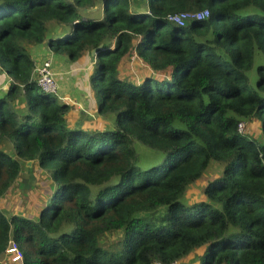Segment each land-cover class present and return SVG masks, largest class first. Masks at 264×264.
<instances>
[{
  "label": "trees",
  "instance_id": "obj_1",
  "mask_svg": "<svg viewBox=\"0 0 264 264\" xmlns=\"http://www.w3.org/2000/svg\"><path fill=\"white\" fill-rule=\"evenodd\" d=\"M41 44L96 60L110 125L38 85ZM0 73V257L14 240L24 264H264V0H0ZM23 161L56 182L36 219L1 207Z\"/></svg>",
  "mask_w": 264,
  "mask_h": 264
},
{
  "label": "rangeland",
  "instance_id": "obj_2",
  "mask_svg": "<svg viewBox=\"0 0 264 264\" xmlns=\"http://www.w3.org/2000/svg\"><path fill=\"white\" fill-rule=\"evenodd\" d=\"M98 9V13L95 14L99 16L98 14H101V7L97 6L93 11H96ZM54 32L56 30L52 29ZM95 55V52L93 56ZM43 57H50L42 56L35 58L37 60L43 58ZM67 63H71V67L74 66H80V69L88 73L92 66L95 64V59L91 57L84 58L81 62H76L70 60L68 57L66 58ZM79 63H82V65H79ZM144 65L136 58V56L132 55L129 56L127 60H125V69L126 73H138L140 71H143ZM92 89V87H91ZM93 93V97H95V93ZM57 103H63L60 101V99L56 96ZM96 106V104H95ZM90 118L95 124H102V125H110L111 123L105 119H102L99 117L97 111H94L93 115H90ZM106 122V123H105ZM246 128L245 132H254L257 136L259 135L260 128L257 126L256 122L246 121ZM141 153L143 155L146 154V149L144 146L142 147L140 145ZM53 168L51 169V171ZM214 171L211 170V172ZM211 177V173L207 172L205 176L198 181L197 183L193 184L188 194L191 198L196 199L201 197V193L203 190V186L208 182V180ZM56 188V182L52 179L50 176V173L47 169H42L38 166L37 163H34L33 161H23L22 164V170L20 173V176L18 180L15 181V183L12 185V187L9 189V191L4 195V197L1 200V207L8 215L11 214H17V215H23V216H30L34 219L39 217V210L41 207L48 201V198L50 194L53 192V190ZM93 193L98 190V188H93ZM108 236L107 238H109ZM193 256H188V260ZM0 264H12L9 262V259L6 257V255H2L0 257ZM180 264V263H179Z\"/></svg>",
  "mask_w": 264,
  "mask_h": 264
},
{
  "label": "crops",
  "instance_id": "obj_3",
  "mask_svg": "<svg viewBox=\"0 0 264 264\" xmlns=\"http://www.w3.org/2000/svg\"><path fill=\"white\" fill-rule=\"evenodd\" d=\"M52 34L53 31L50 30L49 36ZM30 53L34 59L40 55H49L52 59L59 86L56 96L61 102L70 105L71 110L68 115L70 121L75 125L83 127H90L91 124H95L90 118V115H93L94 111H96L97 106L91 89L90 74L92 68L88 73H85L80 69V66L71 67V63H67V56L51 53L44 44L32 48ZM82 60L76 62H81ZM79 65H82V63H79ZM8 78L5 74L0 73V97L4 96L7 92V88L9 87Z\"/></svg>",
  "mask_w": 264,
  "mask_h": 264
},
{
  "label": "built area",
  "instance_id": "obj_4",
  "mask_svg": "<svg viewBox=\"0 0 264 264\" xmlns=\"http://www.w3.org/2000/svg\"><path fill=\"white\" fill-rule=\"evenodd\" d=\"M207 9L198 12H185L182 11L179 14H175L172 18L181 25L186 24L188 21L193 19H205L209 16ZM36 78L38 85L46 92L57 95L59 86L53 71V63L51 58H42L36 61ZM240 119L239 130L245 131L246 120ZM6 257L12 264H24V255L16 241L11 240L5 251Z\"/></svg>",
  "mask_w": 264,
  "mask_h": 264
},
{
  "label": "water",
  "instance_id": "obj_5",
  "mask_svg": "<svg viewBox=\"0 0 264 264\" xmlns=\"http://www.w3.org/2000/svg\"><path fill=\"white\" fill-rule=\"evenodd\" d=\"M94 54V52H92Z\"/></svg>",
  "mask_w": 264,
  "mask_h": 264
}]
</instances>
